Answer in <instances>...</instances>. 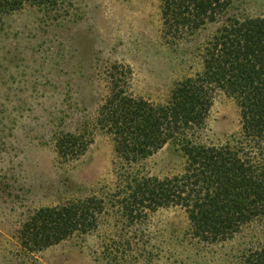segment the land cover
<instances>
[{"label": "rangeland", "instance_id": "1", "mask_svg": "<svg viewBox=\"0 0 264 264\" xmlns=\"http://www.w3.org/2000/svg\"><path fill=\"white\" fill-rule=\"evenodd\" d=\"M0 1V264H109L103 236L74 237L39 252L20 232L40 208L108 193L112 138L91 129L93 143L77 161L62 163L55 136L91 123L109 93L108 74L127 68L131 95L164 103L174 84L201 70L194 44L172 46L162 37L160 0H57L11 9ZM248 14L264 17V0H244ZM241 112L223 92L215 96L203 132L221 144L241 130ZM184 160L165 146L144 172L160 179L180 174ZM151 258L140 264H232L259 233L199 244L188 235L184 212L160 209L142 228ZM102 232H109L105 228ZM108 234V233H107Z\"/></svg>", "mask_w": 264, "mask_h": 264}, {"label": "trees", "instance_id": "2", "mask_svg": "<svg viewBox=\"0 0 264 264\" xmlns=\"http://www.w3.org/2000/svg\"><path fill=\"white\" fill-rule=\"evenodd\" d=\"M11 9L57 0H0ZM162 37L172 46L194 44L201 70L171 88L164 103L131 95L128 70L108 74L109 93L91 123L54 138L62 163L79 160L93 143L92 128L114 145L108 193L40 208L20 232L27 250L39 252L74 237L103 236L109 264L151 258L141 229L160 209H181L188 235L199 244L234 240L251 228L232 264H264V17L248 14L244 0H160ZM218 92L235 100L241 130L221 144L203 132ZM165 146L184 160L180 174L160 179L144 164ZM104 228L109 232H102ZM108 233V234H107Z\"/></svg>", "mask_w": 264, "mask_h": 264}]
</instances>
